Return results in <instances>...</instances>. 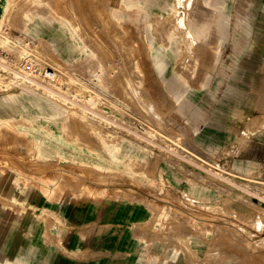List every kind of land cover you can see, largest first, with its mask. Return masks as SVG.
Here are the masks:
<instances>
[{"label":"rangeland","instance_id":"1","mask_svg":"<svg viewBox=\"0 0 264 264\" xmlns=\"http://www.w3.org/2000/svg\"><path fill=\"white\" fill-rule=\"evenodd\" d=\"M154 1H101L99 14L111 19L126 45L117 51L111 49L116 36L109 41L101 33L103 20L92 24L100 37L70 9L91 48L73 55L46 47L45 37L27 24V4L33 0H0V95L21 87L25 76L35 87L59 94L67 109L79 110L62 123L68 139L98 145L104 157L110 152L103 139L130 136L146 147V164L81 169L61 158L66 154L38 157L29 140L18 145V135L0 134L1 161L10 174L1 199L3 219L6 227L44 247L41 264L51 259L176 264L177 258L188 264H264V215L258 216L250 198L253 190L264 194V0H255L245 13L238 12L237 0L226 9L219 0H169L167 8ZM38 4L32 6L46 8ZM133 11L139 19L129 18ZM209 24L225 27L201 28ZM105 48L112 54L104 53ZM162 59L165 63L158 65ZM130 72L155 105L153 113L116 88L119 75ZM90 96L95 101H88ZM72 118L88 129L87 136L100 139H83L81 130L71 126ZM138 207L145 213H138ZM122 209L129 210L127 219L115 214Z\"/></svg>","mask_w":264,"mask_h":264},{"label":"bare ground","instance_id":"2","mask_svg":"<svg viewBox=\"0 0 264 264\" xmlns=\"http://www.w3.org/2000/svg\"><path fill=\"white\" fill-rule=\"evenodd\" d=\"M101 1L102 0H69V1L68 0H63V1L56 0L55 4L52 5L49 2V0L46 2H42V3H40V0H33V4H34V2H38L39 3L38 5H44V6H46V8H44V9H42V7L41 8H35L32 6L33 4L32 5L27 4L28 8H27V14L25 15V18L27 19V24L29 23V25L35 27L37 32H39L42 36H44L45 39L48 41V45L46 47L50 48L52 51H55V52L61 51L62 53H66V54L78 55L81 52H85V53L90 52L91 48L88 44L90 41L88 39H86V36H85L86 34L84 35L80 31L81 24L76 22L77 20L75 19V17L70 16L69 10L74 8L75 11L79 14V19H81V21L85 22L86 27L88 28V31L92 32V34L93 33L99 34V36H100L101 34H100V32H98L99 31L98 27L95 25L92 26V24L94 22H98L100 20H103L104 21V27H103V30L101 32L102 35H104V37H105V35L108 34L107 37H109V36L111 37V39H109V41L112 40V36H116V41L112 40V44L114 47H111V49L114 48L116 51L120 50V49H125L126 45L122 41L120 34L115 32V29H116L115 24L112 23L110 18H107L106 16H102L99 14L98 6H100L99 4L101 3ZM152 1L155 2L154 0H152ZM158 1H161L162 5H164L165 8H167L168 6H171L169 0H158ZM219 1L221 2V5H223L225 7L224 9H226V8L231 6L232 0H219ZM255 3H256L255 0H253V1H251V0H237L235 5H236V8L238 9L239 13H245L248 9L253 8L255 6ZM116 4H117V2H116ZM6 5L2 6L1 10H6ZM119 6H120V4H119ZM117 12L119 13V16H120V17H118V19L119 18L123 19L122 17L125 16L124 13L119 12L118 10H117ZM137 14H138V12L133 11V12H130L129 15L128 14L127 15L129 16V18H132L133 20H137V19H139V17H137ZM127 15H126V17H127ZM223 22H225V20L222 19V23ZM199 23H200V21H199ZM205 25H207V24H205ZM224 27H225L224 25H220V24L218 26H214V25L211 26L209 24L208 26L201 27V28L208 29V31H214L213 29L217 28L218 31H220V29L224 28ZM141 32L145 33L143 31H141ZM93 38H94V36H93ZM104 46H106V45H104ZM157 51L158 50H156V52ZM200 51H204V50L201 49ZM23 53L26 54L27 51L24 50ZM104 53H107V55L112 54L111 51H109L106 48L104 49ZM128 55L126 57H128ZM32 57H34L35 60H40L38 58V56H32ZM153 63H154V66L156 67V62H153ZM163 63H165L163 59L158 61V65L161 64V66H163ZM125 64L127 65V62H125ZM131 64H133V63H131ZM122 66H124V64ZM131 67L133 68V66H131ZM126 68H127V66H126ZM126 70H128V69H125L124 72H126ZM132 73L133 72H130L129 73L130 75L127 74L128 75L127 77H120V75H119V79L117 80V84H116V86H117L116 88L119 90V93L123 97L127 98L128 101H131V103H133L135 106H138V107L142 106L143 109L147 110V112H152V110H157L155 105L153 104V102H151V100L149 98H147L143 95L142 90L139 87V83H137L139 79L136 81V77L134 78L131 76ZM134 74H135V72H134ZM134 74H133V76H134ZM136 76L138 77L139 74L137 73ZM20 78L22 80L21 87L14 89L8 95L7 94L0 95V134L3 135V137H6V135H9V134H12V135L16 134V136L18 135V138H17V141L19 142L18 145L22 144V140H24L25 142H27V140H29L30 141V147H32V149L35 150L36 153H38L37 154L38 157H40V156H45V157L48 156L49 157V155L57 156L60 154H66L63 157L61 156V158L65 159L67 161H70V162L77 163L78 165H80L81 169H84L86 167L88 168L92 165L98 166L100 164L104 165L107 163H110V165L116 164L117 167H124V168L130 167V165L132 164V161L134 163L137 162L139 164H142V163L146 164L147 163L148 160L146 158L147 156H145L146 155L145 154L146 147H145L144 142L140 143V142L136 141V139L135 140L131 139L130 136H129V138L122 139L120 141H115L114 139H113V141L103 139V143H104L105 148L108 149V151L110 152V157H104L105 154L98 151V149H97V148H99L98 145L96 147H90V146L78 143L75 139L74 140L68 139L65 136V133L63 131L62 123H63V121L68 120L69 117H72V116L75 117L76 112L79 110H76L75 108H74V110L67 109L68 106L65 105V102L62 100L63 98L59 94H57V93L54 94L49 89L44 90V89H39V88L35 87L33 82L30 79L26 78L25 76H22ZM172 86L174 87L175 90L179 89L174 84H172ZM91 96H90V100H88V101H90V102L95 101V98H93V97L91 98ZM117 99L120 103H123V105L124 104L127 106L129 105L124 100H122V98H120L119 96H117ZM165 99H166L165 101H168L169 103L171 102L169 100V99H171L170 97L165 96ZM61 105H65L64 108H62ZM71 106H70V108H73ZM83 110H85V109L83 108ZM82 113L84 114V116L89 115L88 112H85V111H82ZM90 113H92V112L90 111ZM19 118L21 119V121L13 120V119H19ZM154 119L162 121L163 117H159V115H154ZM262 119H263V116L261 118V121H262ZM73 120H72L71 126H73V129L81 130L82 134L84 135L83 139H85L89 143L90 142L92 143L93 141L100 139V137L98 139V137H95L94 135H92V136H94L93 138L87 136L88 135L87 134L88 129H85L84 126L81 127V125L78 124V123H81V121L80 122L77 121L76 118ZM82 125H83V123H82ZM25 126H27V128H25ZM90 131H91V129H90ZM90 134H91V132H90ZM93 134H94V132H93ZM25 135H27L26 136L27 139H25L26 138ZM137 136H138V134H137ZM10 138H11V136H10ZM94 138H96V140ZM135 138H137V137H135ZM139 140H140V138H139ZM91 148H94V150L93 149L87 150V149H91ZM48 157H47V159H48ZM125 157H129V158L126 159ZM52 159H54V158H52ZM1 160H3L2 157H0V264H31V263L32 264H41V263L45 262V257H46V250L44 249V247L38 246V244L34 241V239L31 236H28L26 238H25V236L22 237L20 232L16 228L6 227L8 222H6V221L4 222L3 214L1 212V210L3 209V204H2L1 199L3 198V195L5 194V188H6L7 184L9 183L10 174L6 173L7 172L6 168L3 167V161H1ZM186 161H190V160L188 159ZM198 164H200V162L197 163V165ZM201 165H204V164H201ZM192 166H193V164H192ZM207 166H209V165H207ZM212 166H213V164H212ZM216 166H218V165H215V167ZM221 167H220V170H221ZM185 170H187V169H185ZM223 170H225V169H223ZM226 170L228 171V169H226ZM188 171H191V169H188ZM134 172L135 171H133V173ZM210 172L213 173V171H211V170H210ZM215 172L216 171H214V173ZM191 173H193V172H191ZM205 174H207V173H205ZM208 174H209V171H208ZM234 174H236V173H234ZM172 175H173V173H172ZM226 176H223V177H226ZM242 177H241V179H242ZM246 177L248 179H251L248 176H246ZM229 178H230V176H229ZM231 179H233V178H231ZM238 179L240 180L239 177H238ZM200 180H198V181H200ZM204 180H205V178H204ZM225 180H226V178H225ZM227 180H228V178H227ZM243 181H245V180H243ZM226 182H228V181H226ZM229 182H231V180ZM232 182H233V180H232ZM247 182H249V181H247ZM246 183H244V185ZM231 184H233V183H231ZM220 185H221V182H220ZM224 185L225 184H223V186ZM227 185H228V183H227ZM242 185H240V186H242ZM210 186H211V184H210ZM236 186L240 187L238 185H236ZM248 187H249V185H248ZM249 188L251 190V187H249ZM229 189H231V188H229ZM252 189H254V188H252ZM248 190L249 189H246L244 191H248ZM194 191H196V190H194ZM260 191H262V190H260ZM254 192H255L254 190H253V193L251 192L252 193L251 197H250L251 201L257 206L258 210L256 209V212H257L258 216H260V214L264 215V194L262 192H258V191L256 193H254ZM18 195H19V190L16 191V195L14 197H17ZM236 195H238L237 192H236ZM239 197H240V195H239ZM242 197H244V196H242ZM248 207L250 208V206H248ZM246 209H248V208H246ZM104 211H107V210H104ZM128 212H129V210L122 209V210L116 212L115 214L117 216H119V218L127 219V217H129ZM137 212L138 213H145V211L143 209H141V207H138ZM238 213H240V212H238ZM242 213H240V214H242ZM222 234H223V232H222ZM218 236H219V234H218ZM220 236H222V235H220ZM190 255L194 256V258L196 257L194 251H193V253L190 252ZM192 256H191V258H192ZM112 260L113 259L110 260V264H113ZM179 260L180 259L177 258L176 264H188L185 261L182 262ZM51 261L52 262H50V264H70L71 263L69 261L59 260V259H57L56 262H54L52 259H51ZM118 264H120V263H118Z\"/></svg>","mask_w":264,"mask_h":264},{"label":"built area","instance_id":"3","mask_svg":"<svg viewBox=\"0 0 264 264\" xmlns=\"http://www.w3.org/2000/svg\"><path fill=\"white\" fill-rule=\"evenodd\" d=\"M32 67V65H29V68H31Z\"/></svg>","mask_w":264,"mask_h":264}]
</instances>
